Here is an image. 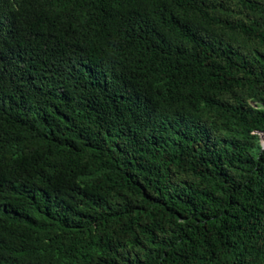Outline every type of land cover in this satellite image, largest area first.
Instances as JSON below:
<instances>
[{
	"label": "trees",
	"instance_id": "obj_1",
	"mask_svg": "<svg viewBox=\"0 0 264 264\" xmlns=\"http://www.w3.org/2000/svg\"><path fill=\"white\" fill-rule=\"evenodd\" d=\"M0 264H264V0H0Z\"/></svg>",
	"mask_w": 264,
	"mask_h": 264
}]
</instances>
